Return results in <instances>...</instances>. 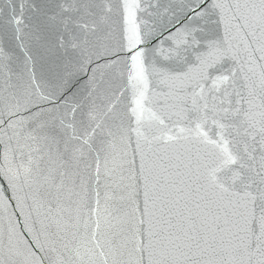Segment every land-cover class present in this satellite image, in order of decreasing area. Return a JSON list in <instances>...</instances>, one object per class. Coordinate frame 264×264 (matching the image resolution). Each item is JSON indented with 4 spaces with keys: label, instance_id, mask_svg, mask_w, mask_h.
I'll use <instances>...</instances> for the list:
<instances>
[{
    "label": "snow or ice",
    "instance_id": "1",
    "mask_svg": "<svg viewBox=\"0 0 264 264\" xmlns=\"http://www.w3.org/2000/svg\"><path fill=\"white\" fill-rule=\"evenodd\" d=\"M0 264H264V0H0Z\"/></svg>",
    "mask_w": 264,
    "mask_h": 264
}]
</instances>
